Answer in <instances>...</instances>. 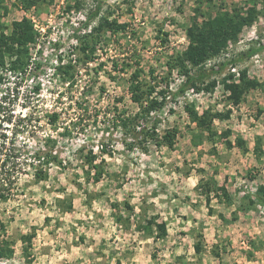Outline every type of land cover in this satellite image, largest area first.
I'll return each instance as SVG.
<instances>
[{
	"label": "rangeland",
	"instance_id": "374dc122",
	"mask_svg": "<svg viewBox=\"0 0 264 264\" xmlns=\"http://www.w3.org/2000/svg\"><path fill=\"white\" fill-rule=\"evenodd\" d=\"M250 8L261 12L264 0H0V34L24 17L36 33L24 71L9 70L8 58L0 65V166L17 181L0 199V241L15 251L0 264H264V14L224 47L225 30L210 24ZM106 21L127 28L100 29ZM202 43L209 55L195 66ZM136 69L153 97L167 91L156 125L175 135L172 148L128 150L111 124L139 111L128 90ZM202 72L211 74L196 92L188 77ZM242 80L253 83L235 105L230 89ZM187 107L222 115L210 126L218 136ZM91 151L105 159L90 169L103 171L97 183L86 173ZM49 155L57 158L45 165ZM221 187L228 196L216 195Z\"/></svg>",
	"mask_w": 264,
	"mask_h": 264
},
{
	"label": "trees",
	"instance_id": "16d2710c",
	"mask_svg": "<svg viewBox=\"0 0 264 264\" xmlns=\"http://www.w3.org/2000/svg\"><path fill=\"white\" fill-rule=\"evenodd\" d=\"M99 8L97 9V11L99 10ZM260 13L264 14V8L261 12L256 10V8H250L246 11V15L244 16L242 11H236L232 16L228 12L221 13L219 16H217L216 19L212 20L210 24L217 31L223 33V30H225L223 37L219 40L217 39V47L226 46L228 40L230 39L235 40L239 35L242 26L253 24ZM105 27L110 28L112 32H123L126 30L127 24H119L117 21L111 23H109V21H106V23H102V25H100V29H103ZM188 34L191 43L194 44L196 41L194 30L188 31ZM35 39V30L31 24V21L27 17H24L21 21H14L12 23V31L9 35L5 33L0 34V65L5 66L8 58L9 70L15 73L24 71L28 67L30 57L29 46L35 42ZM194 49L195 54L192 57L191 62L193 65L199 66L209 55V45L207 43H202L198 45V47L195 46ZM258 50H251L248 53H245L238 60H234L233 64H236V62H238L239 60L251 58ZM83 51L85 52L86 49L84 48ZM89 54L93 53L90 51L87 54V60H91ZM226 65L227 64L221 65L219 69H216L214 72L222 71ZM72 68L74 67L69 65L68 69ZM142 73L143 71L141 69H136L135 71H133L129 80L128 88L131 101L139 106V111L135 114H120L119 116L113 118L111 124L113 128L121 129L123 131L122 134L125 138L123 144L128 150L134 149L136 145L140 146V148H144L146 145L150 144L154 145L158 149H161L163 147L172 148L175 144V135L169 129L165 130V132L162 133L156 125L158 121L161 122L160 115L163 109L168 106L166 95L167 91H161V93L164 95L161 98L153 97L156 87L153 85H147L146 87H144L145 83L141 79ZM210 74L211 73L208 72H202L198 76L188 77L187 84H190L191 88H193L196 92H199L201 90V86L198 85V82L206 79L210 76ZM252 83V81L246 80H242L239 83H233L230 89V101H232L235 105H239L245 93L249 91ZM181 90L183 91V87L181 88ZM186 112L188 113L192 121L197 125V127L202 130V132H205L207 136H209L210 138L218 136L217 133H213V131H211L210 126L212 125L215 117L221 118L222 115H210L207 112H205L203 115H199L195 113L194 109H191L190 107L186 108ZM262 114L263 111L260 110L258 111L257 116H261ZM57 120L58 115L53 114L50 116L49 122L53 124ZM226 134H229V132ZM226 134H224L223 136H225ZM240 143L243 146V142L240 141ZM228 146L231 147L232 143L228 142ZM56 158L57 157L53 156L46 157L44 164L49 165ZM97 162L103 164L105 163V159L91 151L89 157L86 158V164L88 165V170L86 171V173L88 174V180H93L96 183L100 181L99 175L103 173V171L100 170L98 172L99 175H95V177H92V171H90V169H99V166L96 165ZM60 164L62 163L60 162ZM2 165L0 166V199H5L11 195L13 187L17 186V181L16 178L11 179L10 176H8V171H5V162H3ZM36 172L37 173L35 174V178H37L39 181H43L46 179L43 171ZM259 190L263 191L264 187L261 186ZM219 191H223L226 196H228V192L225 187L217 189L216 195ZM211 192L212 191L209 188L204 190V193L207 194L208 205L210 200L209 195ZM258 199L264 204L263 199H260V197ZM71 208L72 204H70V207H68V209H63V207L62 209H60L63 212H67V210L69 211L71 210ZM149 224L151 225L152 223L149 222ZM0 227L2 229L5 228L4 224H0ZM157 229L158 231H160L162 236L167 234L165 223L158 224ZM22 238L25 243L30 244L33 239V235H26ZM13 245V242L9 241L8 239L1 240L0 257H12L15 252ZM194 250L196 253L201 252L199 243L194 246ZM216 257H220L219 252L216 253Z\"/></svg>",
	"mask_w": 264,
	"mask_h": 264
}]
</instances>
